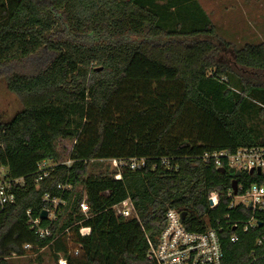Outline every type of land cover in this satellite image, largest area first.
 Listing matches in <instances>:
<instances>
[{"label":"trees","instance_id":"16d2710c","mask_svg":"<svg viewBox=\"0 0 264 264\" xmlns=\"http://www.w3.org/2000/svg\"><path fill=\"white\" fill-rule=\"evenodd\" d=\"M227 53L195 0H0V78L21 106L0 122V168L24 182L0 213V264L46 247L66 264H152L149 243L169 209L187 213L182 225L190 232H216L222 264H264L251 256L264 235V212L256 217L261 227L234 229L245 213L228 209L233 179L201 159L264 139L246 123L250 115L264 122V42ZM132 158L146 159V167L119 179L84 165ZM164 158L176 169H151ZM43 160L59 165L36 184ZM235 180L264 184V176L246 173ZM66 182L75 188L64 196L60 230L68 233L54 240L55 225L39 239L26 211L36 217L43 195H57ZM126 199L136 217L112 210ZM80 227L89 235L81 237Z\"/></svg>","mask_w":264,"mask_h":264},{"label":"built area","instance_id":"2783aa9c","mask_svg":"<svg viewBox=\"0 0 264 264\" xmlns=\"http://www.w3.org/2000/svg\"><path fill=\"white\" fill-rule=\"evenodd\" d=\"M204 163H210L218 170L224 168L226 171L232 169L234 172L246 173L248 175L264 176V144L255 147L238 149L233 153L219 151L205 153L202 156ZM172 160L164 158L150 165L151 169L157 167L164 169H176L171 164ZM86 163L95 164L105 170H108L114 179H119L124 170L140 171L147 165L146 159H96ZM67 167L71 161L63 163ZM59 164L51 160H43L36 165L35 183L48 177L53 169ZM257 170L259 174H257ZM252 172L251 174H249ZM238 178V177H237ZM236 179V178H235ZM24 186L21 179H10L4 168H0V213L11 206L16 199L15 191ZM58 194L55 196L46 193L41 198V210L36 217H33L31 211H26V225L37 238L44 239L52 235V229L56 225L54 240L64 237L68 233L67 229L60 230L62 220L65 217L64 208L67 204L65 195L67 192L74 191L75 188L68 182L57 185ZM229 199V210L240 209L245 213L244 220H236L231 223L235 229L237 225L241 226L242 232L257 227V216L264 212V184L252 183L246 186L236 187V193L229 190L226 194ZM209 209L213 210L218 204V195L215 192L209 194L207 198ZM117 216L124 219L136 217L132 205L128 199L112 207ZM44 211L46 217L44 220L39 218L40 212ZM88 205L86 196L83 195L79 203V213L88 216ZM180 211L169 209L165 213V225L158 234L155 243H149V249L146 253V260L152 264H222V251L218 236L215 231L207 230L202 233L190 232L184 228L180 222ZM79 224V222H78ZM78 233L81 237L88 236L89 228L80 227ZM231 243L237 241L234 236ZM29 245H24L23 250L29 249ZM79 251L74 249L71 254L77 256ZM253 262L264 257V235L255 241V251L252 252ZM57 264H66L65 258H57Z\"/></svg>","mask_w":264,"mask_h":264},{"label":"rangeland","instance_id":"374dc122","mask_svg":"<svg viewBox=\"0 0 264 264\" xmlns=\"http://www.w3.org/2000/svg\"><path fill=\"white\" fill-rule=\"evenodd\" d=\"M44 1V0H37ZM214 29V35L228 46L227 57L232 50L245 45L256 46L264 42V0H195ZM21 109L16 96L6 89L0 78V122H7ZM247 126L252 134L264 137V122L259 116H248ZM105 170L103 168H99ZM90 170H95L90 166ZM107 172V171H106ZM79 191V187L76 188ZM72 249V248H69ZM71 252V251H70ZM69 252V253H70ZM49 247L39 250L35 255L13 258L10 264H57ZM57 258L62 257L55 252Z\"/></svg>","mask_w":264,"mask_h":264},{"label":"water","instance_id":"95a60500","mask_svg":"<svg viewBox=\"0 0 264 264\" xmlns=\"http://www.w3.org/2000/svg\"><path fill=\"white\" fill-rule=\"evenodd\" d=\"M260 144H264V139H261ZM218 173L220 174H227L230 178H232L233 180L231 181V190L233 191V194L236 193V187H237V183L236 180L234 178H237L240 176V173L238 172H234L232 169H229L228 171H226L224 168H220L217 170ZM252 172H250L249 174H251ZM257 174H259V171L257 170ZM187 213L186 212H181L180 213V222H183L184 218L186 217ZM46 217V213L44 211L40 212L39 218L41 220H44ZM258 227L262 226V223L258 222Z\"/></svg>","mask_w":264,"mask_h":264}]
</instances>
